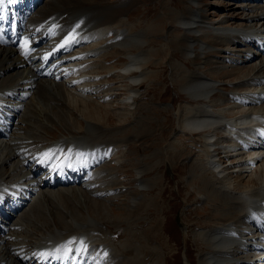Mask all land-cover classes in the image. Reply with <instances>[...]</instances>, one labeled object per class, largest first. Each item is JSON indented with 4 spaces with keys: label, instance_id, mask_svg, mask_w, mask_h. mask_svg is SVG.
Returning <instances> with one entry per match:
<instances>
[{
    "label": "bare ground",
    "instance_id": "bare-ground-1",
    "mask_svg": "<svg viewBox=\"0 0 264 264\" xmlns=\"http://www.w3.org/2000/svg\"><path fill=\"white\" fill-rule=\"evenodd\" d=\"M180 1L182 11L171 12L174 27L181 30L179 41L175 39L174 43H183L184 58L193 61L195 69L181 72L178 85L188 99L208 102L202 107L201 115L190 116L189 107L183 106L181 112L190 117L182 119L180 130L208 132L202 137L205 142L202 148L209 155L206 168L211 178L202 176L205 193L202 200L220 204L221 208L214 215L216 226L194 235L206 249L197 261L198 264H264V239H259L264 237V158L260 159L264 155V54L260 52L264 50V0L230 4L224 7L226 14L219 19L214 14L210 17V9L200 0ZM39 2L3 0L0 4V204H8L14 197H28L18 215L5 224L6 230H0V264H111L110 260L113 264H134L140 257L136 246L134 257L125 258L124 252L130 253V249L116 250L105 240L109 235L103 228L104 222L99 220L107 221L108 217L90 216L91 213L109 215L105 198L99 199L96 181L106 165L110 166L100 151L106 143L110 144L112 133L85 118L74 121L64 115L59 97L69 90L87 92L91 88L88 83L100 76L97 72L98 78L92 75L96 70L89 75L87 64L91 61L88 59L99 54L105 59L106 50L101 48L107 43L113 45L104 48L126 57L128 64L118 69L99 68L97 64V69H105L107 74L131 86L143 83V68L148 67L149 60L142 56V50L149 37L144 33H130L121 15L100 10V3L95 6L97 0H50L43 5L47 7L35 11ZM61 18L66 21L60 22ZM110 33L114 37L110 38ZM47 52L58 54L57 59L49 63ZM212 55L216 58L207 59ZM206 64H212L214 73L211 68L203 71ZM132 73L140 74L132 77ZM221 74L220 79L216 78ZM225 81L231 83L234 101L241 109L228 108L230 113L239 114L232 120L223 117L230 114L227 107L214 113L209 101ZM131 86L127 85L128 99L133 104L138 94ZM44 95L58 96L54 107L61 114L57 124L61 123L64 131V135L45 146V134L50 131L33 129L34 124L27 120ZM65 98L69 100L70 96ZM72 100L76 97L69 101ZM80 103L85 104L82 100ZM117 113L120 117L122 112ZM219 133L223 136L217 137ZM224 141L230 144L224 146L228 149L226 155H219L223 159L221 163L214 153ZM32 146L39 150H33ZM59 154L63 158L58 159ZM83 155L88 158L82 159ZM224 161L229 164L224 165ZM99 164L102 165L95 170ZM164 166L170 173L169 165L164 163ZM228 174L230 178H225ZM217 180L227 187L216 189ZM63 185L67 187L52 189ZM140 189H149V186L142 183ZM131 198L132 205L122 215L124 223L141 206L139 198ZM28 244L34 246L32 252L25 249ZM70 249L73 255L67 253ZM183 262L189 263L186 257Z\"/></svg>",
    "mask_w": 264,
    "mask_h": 264
},
{
    "label": "rangeland",
    "instance_id": "rangeland-1",
    "mask_svg": "<svg viewBox=\"0 0 264 264\" xmlns=\"http://www.w3.org/2000/svg\"><path fill=\"white\" fill-rule=\"evenodd\" d=\"M97 1L99 2L95 3V6L100 3V10L106 12L116 11V15H121V18L125 21L123 24L130 28V33L148 35L149 40L143 46L142 56H147L149 63L147 68H143L146 69L143 70L145 72L143 83L138 84V86H131L123 79L107 74L105 69H97L99 66V68L107 66V68L118 69L128 61L126 57L114 54L113 49L104 48L113 45L112 43L104 44L101 50H106L105 59L104 57L101 58L102 54H99L98 57H90L88 60L91 62L87 64L89 75L93 70H96L92 75L95 77L100 76L97 77V80L100 81L89 82L88 84L89 86L92 85V89L90 88L87 92L85 90H69L70 92L65 96H70V99L76 97V100L69 101L70 99L67 100L65 96L59 97L64 115L73 118L74 121L85 118L90 122L101 125L104 130L112 133L110 137L112 141L109 145L106 143V147L113 146L115 148L114 154L109 153V158H103L110 166L106 165L107 168L105 167V169L108 170L105 171L104 169V172L96 181L101 196L99 199L105 198L109 215L91 213L90 216L98 219L108 217L107 221L99 220L102 223L104 222L102 224L103 228L109 235L105 237V240L116 250H121L123 247L130 249V253L124 252L125 258L134 257V247L136 246V252L140 257L134 264H181V258L184 256L187 262L198 264V255L206 249L202 247L200 241L194 239V235L197 236L200 232L215 227V216L219 212L217 209L221 208L220 204L202 200L205 195L201 183L202 176L203 179L206 177L207 179L211 178L210 172L206 168L208 167L209 155L202 148V146H205L202 137L205 134L207 135L208 132L187 131L188 129L185 132L180 130L183 118L197 114L201 115L203 113L202 107L208 105V102L204 100L188 99L180 91L178 85L181 72L194 71L195 69L192 64L193 61L184 58L183 43L181 41L178 45L174 43L175 39L179 41L181 30L174 27V17L171 12L172 10L182 11L183 6L180 0ZM200 1L205 4L204 6L207 9H210V17L213 18L216 15L215 18L218 19L226 14L224 7L230 4H245V0H230V2L229 0ZM49 2L50 0H43L39 5L40 9L47 7V5H43ZM183 4H186L185 1ZM212 5H215L216 8H213ZM236 13L238 14L239 11ZM165 19H169V22H165ZM63 21L65 22L66 19L61 18L60 22L63 23ZM235 22L238 24L239 21L235 20ZM155 26L157 27L156 30L151 31V28ZM108 36L110 38L114 37L113 33L108 34ZM195 53L197 55V52ZM214 55L207 57V59H215L216 56ZM220 68L225 69L223 66H220ZM206 70L214 73L212 64L204 65L203 71ZM139 74L132 73L131 76L139 77ZM221 76L222 74L216 78L220 79ZM90 79H92V76ZM224 83L226 84L220 86L221 90H216V93L209 98V101L213 104L214 113L226 107L227 112H229L228 108L237 107L234 101L235 98L232 95L231 83L230 85L229 82L225 81ZM127 85L131 86L132 90L134 89L138 94L135 96L136 98L133 97V104H131L132 100L128 99L130 92ZM40 99L38 101L40 105L33 108L27 120H31L34 124L33 129L40 128L42 132L50 131L45 134V146L64 135V131L60 127L61 123L57 124L61 114L54 107V103L58 102V96L44 95ZM81 100L85 103L84 105H81ZM234 104L235 106H232ZM183 106L189 107L187 113L190 116L181 112ZM236 109L241 110L239 107ZM118 110L122 112L120 117L116 116ZM238 115L237 111H234L230 114H224L223 117L226 120H232ZM199 119L205 118L199 117ZM80 123L83 125V122ZM222 136V133H219L217 137ZM118 139L121 140L123 145ZM226 142L218 144L219 147H216L214 153L221 163H223V159L219 155L222 153L225 156L228 149L224 146L230 144ZM118 144L119 146H117ZM35 145L37 144L35 143ZM33 150L36 151L39 148L35 146ZM114 157L116 161L113 159ZM112 160L115 161L114 164H111ZM227 162L224 161L226 163L224 165H228ZM164 163L169 165V175L164 169ZM106 172L108 175H106ZM230 175L234 176L233 174ZM227 177L230 178L229 174L225 176V178ZM116 180H119V184ZM217 182L219 185L217 184L216 189L227 187L223 184L224 182L218 180ZM114 183L115 185H113ZM142 183L148 185L149 189L141 190L140 185ZM104 185L109 186V188ZM113 192L118 194L112 196ZM131 197L139 198L141 206H139L137 214L128 223H124L122 215L132 205ZM81 213L84 214L82 211ZM21 235L25 236L26 234L22 233ZM97 236H100V234ZM33 247V245L28 244L25 249L32 252ZM110 263L113 264V260H110Z\"/></svg>",
    "mask_w": 264,
    "mask_h": 264
},
{
    "label": "snow or ice",
    "instance_id": "snow-or-ice-1",
    "mask_svg": "<svg viewBox=\"0 0 264 264\" xmlns=\"http://www.w3.org/2000/svg\"><path fill=\"white\" fill-rule=\"evenodd\" d=\"M3 3V0H0V4H2Z\"/></svg>",
    "mask_w": 264,
    "mask_h": 264
}]
</instances>
